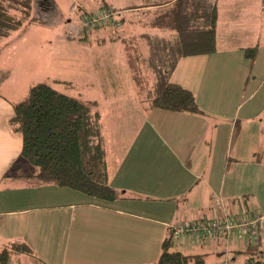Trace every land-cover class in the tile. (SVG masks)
<instances>
[{
	"label": "crops",
	"instance_id": "0c3cea01",
	"mask_svg": "<svg viewBox=\"0 0 264 264\" xmlns=\"http://www.w3.org/2000/svg\"><path fill=\"white\" fill-rule=\"evenodd\" d=\"M156 2L127 7L132 14L127 24L149 25L152 13L147 8ZM218 4L215 49L181 57L174 67L162 69L170 71L168 82L193 92L200 112L150 107L143 97L144 104L122 111L117 96L109 98L116 104L109 113L97 111L107 180L116 192L111 201L99 204L87 196L79 198L80 191L15 175L23 172L11 165L22 145L9 124L15 100L0 93V250L9 244L28 248L10 251L8 264H153L171 225L222 217L218 197L229 216L264 209V0H231L227 11L238 16L237 34L230 22L225 28L220 23ZM175 35L174 29L151 25L132 31V38L150 40L130 45L138 47L132 57L143 55L142 45L156 48L152 40ZM188 64L197 66L190 70ZM146 68L147 81L157 78ZM200 70L205 74L196 89L189 76ZM115 74L111 68L104 82L117 84ZM132 76L141 94L133 70ZM257 93V100L250 102ZM229 108L232 112L222 115ZM144 151L154 152L157 161L150 164ZM256 151L261 152L259 160L253 158ZM261 243L256 246L250 236L230 237L232 264H252L248 258L253 253L264 264ZM225 244L224 238L199 233H185L174 242L183 253L201 254L202 264H219Z\"/></svg>",
	"mask_w": 264,
	"mask_h": 264
},
{
	"label": "trees",
	"instance_id": "16d2710c",
	"mask_svg": "<svg viewBox=\"0 0 264 264\" xmlns=\"http://www.w3.org/2000/svg\"><path fill=\"white\" fill-rule=\"evenodd\" d=\"M34 3L41 10L55 7L54 0H0V38L8 36L14 28L30 19ZM153 5L157 6L147 8L153 16L149 25L177 31L171 39L150 42L153 47L165 49L156 57L157 68L162 62L160 54L164 61L169 60L174 65L181 57L209 53L215 49L217 0H157ZM101 7L112 12V19L120 15L121 9L111 7L105 0ZM88 14L94 13L88 12L87 17ZM88 18L86 20L90 22ZM171 48L176 51L168 53L167 49ZM247 49L252 51L250 56H253L254 48ZM132 58L135 62H130L136 78V62H145L147 58L141 59L138 55ZM145 98L150 107L201 111L193 92L176 82L165 83L159 92ZM11 104L13 115L9 124L22 140L21 150L11 165L23 172L15 175L22 174L36 181L80 191L99 204L115 198V189L107 180L106 152L97 111L92 112L86 103L44 82L31 85L23 97ZM260 157L261 152H254V160ZM174 241L171 229L153 264H202L201 254L183 253L173 248ZM10 251H28V248L19 244L5 245L0 250V264H8ZM248 259L252 264H263L261 258Z\"/></svg>",
	"mask_w": 264,
	"mask_h": 264
},
{
	"label": "rangeland",
	"instance_id": "374dc122",
	"mask_svg": "<svg viewBox=\"0 0 264 264\" xmlns=\"http://www.w3.org/2000/svg\"><path fill=\"white\" fill-rule=\"evenodd\" d=\"M34 1L36 2V0ZM102 1L54 0L55 7L51 10H41L34 3L30 19L14 28L8 36L0 38V93L7 99L17 100L27 93L31 85L44 82L56 90L86 103L92 112H99L100 109H103L109 113L112 110L111 106L116 105L108 102L109 98L117 96L122 100L120 105L123 106L122 111H124V107L141 106L144 104L141 101L142 97L145 98L159 92L170 77V71L166 73L162 72V69L164 67L170 69L176 64L172 65L167 60L169 57L166 59L167 62L164 61L161 55L165 52L164 48L141 46L140 51L143 55L138 54V57L147 58L145 62L144 60L136 62L138 70L136 78L140 84L141 94L138 93V87L131 70L132 63L130 61L135 62L132 56L134 52H138V47L130 45L150 40L134 39L130 35H132V31L146 29L149 25L146 24V26L148 25L146 27L141 23L127 24L126 20L132 14H128L130 11L126 8L130 5L145 3L147 0H105L111 7L118 8L117 10L121 9L120 15L115 16L114 19H97L98 22L87 21L88 17V19H92L93 14H88L87 17V13L90 11L96 13L104 10L110 14L108 8L101 7ZM230 2L231 0H217L220 10L219 20L224 28L226 27L225 23L230 22L234 34H237L239 30L238 16L234 14L235 12L227 11ZM231 41L235 42L236 39ZM167 51L169 53L176 49L172 50L171 48ZM160 52L159 60L162 59V62L161 65L158 63V68L161 71H157L156 57ZM188 66L192 70V67H196L197 64H188ZM146 67H150L157 78L154 77L153 80L148 79L147 81L144 77L147 71ZM111 68L116 69L115 77L119 81L117 84L105 81L106 85H104V79L108 80ZM201 74L203 77L205 73L200 70L198 74L189 76V83L192 87L199 88ZM257 97H259V93L250 102L256 101ZM224 111L225 113L222 115L232 112L231 108ZM110 119L111 117H108L105 120L109 130L111 128ZM216 120L219 123L218 126L223 128V119L218 117ZM133 121L136 122V120ZM155 133L157 132L154 130L152 135L157 139L159 134L155 135ZM107 138L110 145V133ZM143 155L145 159H149L150 164L157 161V155L154 152L144 151ZM131 160L135 167L133 158ZM79 194V198H86V195L80 192ZM217 200L222 201V206L219 205L222 209L224 207L222 198L218 197ZM259 242L255 238L256 246ZM259 246L264 249V243ZM173 248L176 246L173 245ZM250 257L254 260L260 259L257 253H253Z\"/></svg>",
	"mask_w": 264,
	"mask_h": 264
},
{
	"label": "built area",
	"instance_id": "2783aa9c",
	"mask_svg": "<svg viewBox=\"0 0 264 264\" xmlns=\"http://www.w3.org/2000/svg\"><path fill=\"white\" fill-rule=\"evenodd\" d=\"M110 14L107 11L100 10L92 15L90 22L97 21V19L106 20L110 18ZM216 204L222 206V201L219 202L216 199ZM222 210V217L186 220L182 223L171 225L173 239L176 240L185 233H199L204 236H219L224 238L226 244L219 264H232L227 244L228 239L232 236H252L258 238L260 242H264V209L252 213L236 214L234 216H229L225 213L224 207H222Z\"/></svg>",
	"mask_w": 264,
	"mask_h": 264
}]
</instances>
